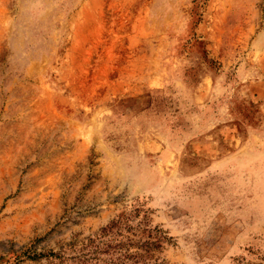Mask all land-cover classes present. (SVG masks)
I'll return each instance as SVG.
<instances>
[{
	"label": "rangeland",
	"instance_id": "1",
	"mask_svg": "<svg viewBox=\"0 0 264 264\" xmlns=\"http://www.w3.org/2000/svg\"><path fill=\"white\" fill-rule=\"evenodd\" d=\"M0 264H264V0H0Z\"/></svg>",
	"mask_w": 264,
	"mask_h": 264
}]
</instances>
